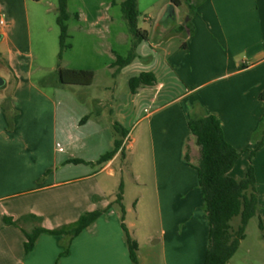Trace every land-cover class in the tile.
<instances>
[{
    "label": "crops",
    "instance_id": "crops-1",
    "mask_svg": "<svg viewBox=\"0 0 264 264\" xmlns=\"http://www.w3.org/2000/svg\"><path fill=\"white\" fill-rule=\"evenodd\" d=\"M123 1L91 15L68 0L71 47L60 59L59 0H0V251L14 254L0 264H134L118 191L108 195L104 171L115 186L118 175L119 187L124 183L138 264H205L210 223L189 120L220 119L227 141L242 152L230 173L237 179L264 139V0H205L187 20L185 2L171 9V0H138L148 38L114 75L112 65L134 38ZM89 58L104 61L83 63ZM59 65L93 70V83L60 84L53 79ZM142 72L156 81L133 92L129 80ZM117 140L125 154L120 149L99 163ZM28 156L33 163L22 164ZM239 163L243 174H235ZM252 163L264 225V146ZM95 210L105 211L79 234L42 233L26 251L24 230L56 229Z\"/></svg>",
    "mask_w": 264,
    "mask_h": 264
},
{
    "label": "trees",
    "instance_id": "trees-1",
    "mask_svg": "<svg viewBox=\"0 0 264 264\" xmlns=\"http://www.w3.org/2000/svg\"><path fill=\"white\" fill-rule=\"evenodd\" d=\"M190 1L171 0L170 6H181L184 2L189 3ZM121 7L134 38L129 54L125 57L118 55L117 60L112 65L115 68L114 75H117L122 67L129 64L136 57L137 44L148 38V32L139 26L138 0H124ZM189 7V16L192 17L196 7L192 3H189ZM68 19V0H59L60 59L63 52L71 47L68 42L70 38L67 25ZM186 27L191 32L194 31L191 22H186ZM94 76V71L90 69L64 68L59 65L53 79L59 81L60 84L90 85L93 83ZM155 81L156 77L153 73L142 72L140 75L130 78L129 84L132 91L136 92L140 86L153 84ZM260 98L264 102V90L261 92ZM189 127L192 133L196 135L201 150L197 171L200 185L204 191L206 212L210 223V243L205 264H227L238 251L241 241L246 238L247 225L259 210L256 172L252 159L259 147L264 145V139H262L257 149L251 151L250 164L245 176L237 179L230 173L239 161L242 152L227 141L220 119L213 114L202 117L194 116L189 120ZM117 128L121 130L119 124H117ZM262 133L264 134V117L262 120ZM122 145L123 140H117L115 148L103 154L98 162L104 163L111 160L120 149L122 155H124L125 150ZM71 161L84 162L82 159H72ZM123 197L124 183L122 181L116 201L122 209V227L126 233L131 259L134 264H138L139 245L132 238L125 223L126 209L123 204ZM104 211L86 212L76 222L56 229L38 226L31 231L24 230L26 235L25 249L27 252L31 251L42 233L75 236L100 217ZM236 216H241V224L238 230L234 231L232 230L231 221ZM6 222L20 225V220L14 221L11 218H6ZM261 226L263 227L262 222Z\"/></svg>",
    "mask_w": 264,
    "mask_h": 264
},
{
    "label": "rangeland",
    "instance_id": "rangeland-1",
    "mask_svg": "<svg viewBox=\"0 0 264 264\" xmlns=\"http://www.w3.org/2000/svg\"><path fill=\"white\" fill-rule=\"evenodd\" d=\"M114 0H85L83 3L80 0H71V6L75 8H79L82 3L85 5L87 11L93 15L95 12V8H103L107 5V3H112ZM118 1V0H116ZM205 0H191L189 3H192L194 7H197L199 4L204 2ZM145 0H142V3L144 4ZM201 2V3H198ZM189 3L185 2L184 6L182 7V12H188L190 7ZM119 12H121L120 8L117 9ZM189 16L186 14L184 18H181V20H187ZM71 54V53H70ZM77 61V60H76ZM103 59L93 60L91 58L84 60L83 63L87 64H93V65H102ZM96 64H95V63ZM262 145L261 147H263ZM259 147V148H261ZM33 163L32 158L30 156L22 158V164H31ZM134 163V162H133ZM135 164V163H134ZM241 163L237 166V169L235 171V174H240L241 172ZM243 174V173H242ZM102 178H104L108 184V195H114V191L119 192V183L121 180V176L118 175L115 179L117 180V185H114L113 178L109 177L108 171H104L102 173ZM260 183L264 184V177L262 176L260 178ZM130 182L128 180V187H127V200H130V197L133 195L132 189L133 187H130ZM27 197V196H25ZM20 198V197H19ZM24 198V197H21ZM17 199V198H16ZM14 199V200H16ZM7 203V200L5 201ZM261 222L263 224L261 216L257 213L248 223L246 228V238L242 241L240 249L238 253L233 258L231 264H264V225L261 226ZM241 224V216H236L232 219L231 225L232 230H238L239 226ZM11 251V250H10ZM13 252H9L8 250H2L0 251V260H9L13 256Z\"/></svg>",
    "mask_w": 264,
    "mask_h": 264
},
{
    "label": "water",
    "instance_id": "water-1",
    "mask_svg": "<svg viewBox=\"0 0 264 264\" xmlns=\"http://www.w3.org/2000/svg\"><path fill=\"white\" fill-rule=\"evenodd\" d=\"M171 9H174V7H171ZM2 38V34L0 33V40ZM6 84V79L0 75V88Z\"/></svg>",
    "mask_w": 264,
    "mask_h": 264
},
{
    "label": "built area",
    "instance_id": "built-area-1",
    "mask_svg": "<svg viewBox=\"0 0 264 264\" xmlns=\"http://www.w3.org/2000/svg\"><path fill=\"white\" fill-rule=\"evenodd\" d=\"M4 20L2 18H0V24H3Z\"/></svg>",
    "mask_w": 264,
    "mask_h": 264
}]
</instances>
